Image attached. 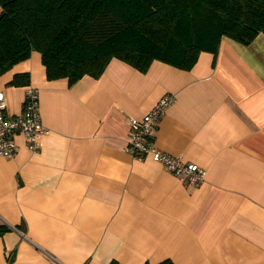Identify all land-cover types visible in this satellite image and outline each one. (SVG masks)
<instances>
[{
  "label": "crops",
  "instance_id": "obj_1",
  "mask_svg": "<svg viewBox=\"0 0 264 264\" xmlns=\"http://www.w3.org/2000/svg\"><path fill=\"white\" fill-rule=\"evenodd\" d=\"M27 86L49 130L0 155V264H264V33L222 36L188 70L114 57L73 82L48 79L34 50L0 75L8 113ZM165 94L155 143L202 168L198 185L125 150L130 120Z\"/></svg>",
  "mask_w": 264,
  "mask_h": 264
},
{
  "label": "trees",
  "instance_id": "obj_2",
  "mask_svg": "<svg viewBox=\"0 0 264 264\" xmlns=\"http://www.w3.org/2000/svg\"><path fill=\"white\" fill-rule=\"evenodd\" d=\"M0 8V75L35 50L48 79L69 82L98 77L114 57L140 71L154 59L188 70L202 51L215 57L222 36L247 44L264 33V0H0ZM10 83L27 84L28 74Z\"/></svg>",
  "mask_w": 264,
  "mask_h": 264
},
{
  "label": "built area",
  "instance_id": "obj_3",
  "mask_svg": "<svg viewBox=\"0 0 264 264\" xmlns=\"http://www.w3.org/2000/svg\"><path fill=\"white\" fill-rule=\"evenodd\" d=\"M174 101L172 94L163 95L154 107L139 118H132L129 123V136L125 150L133 157L143 159L149 157L160 162L170 173L180 176L191 185H198L204 178L205 171L196 163L184 161L180 156H173L159 149L155 143L156 133L161 116ZM40 118L37 90L27 86L21 110L12 114L5 110V101L0 93V155L12 157L17 145L16 134L24 137L26 146L37 151L40 138L48 132Z\"/></svg>",
  "mask_w": 264,
  "mask_h": 264
}]
</instances>
